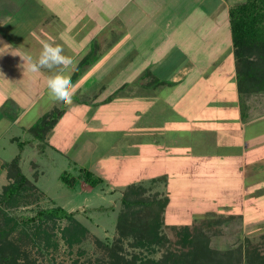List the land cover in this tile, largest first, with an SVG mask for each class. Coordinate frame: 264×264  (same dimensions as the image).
I'll return each mask as SVG.
<instances>
[{"label":"rangeland","instance_id":"374dc122","mask_svg":"<svg viewBox=\"0 0 264 264\" xmlns=\"http://www.w3.org/2000/svg\"><path fill=\"white\" fill-rule=\"evenodd\" d=\"M226 1L230 3V0ZM134 2L131 3L130 9H133ZM165 3L167 5L162 9L164 14L161 16V22L164 24L169 19L170 29L175 27L174 30H178L183 27L186 35L197 30L200 23L208 19L207 13L204 12H207L212 0H161V4ZM183 13L188 16L181 15ZM183 17H186V22H193L190 27L188 23L179 24ZM220 18L222 24H226L225 17L220 16ZM83 21L85 22L86 18ZM118 21L115 19L112 25L113 31L108 36L106 35L104 41L105 43L111 42L112 48L97 52L94 46L96 43L99 44V41L97 42L95 36L93 44L89 47L90 50L84 52L90 54L88 58L90 60L87 62L85 60L79 66L78 82L82 81L81 83L85 84L87 80L85 85H90L91 88L76 92L73 97L72 104L82 103L81 105L84 106L85 111L79 113L82 123L71 126L70 124L75 122H70L71 115H68L69 111H67L70 106L52 101L47 94L36 101L29 110H25L24 113L17 112L22 116V122L19 124H24L28 128L55 107L65 108L64 114L67 118H63L58 127L48 131L43 139L36 137L32 130L22 131V127L20 131H14V134L20 138L13 142L8 141L12 136L11 131L8 132L11 133L9 139H0V192L2 186L10 181L5 164L12 161L17 154H20V168L33 185L31 189L22 192L25 196L24 200L18 206L11 207L8 213L24 218L33 217L41 209L60 205L67 211L73 212L75 218L87 227L84 238L73 246H68L61 233V228L65 227L68 221L59 220L52 229L51 240L58 244L56 247L47 248L43 241L40 244L23 243L22 247L31 251V257L36 259L38 264H107L109 254L104 245L108 247L119 245L117 249L121 254L123 253L127 258L136 256L138 262L146 258L160 260L167 249L177 253L182 249L187 251L188 248L181 247L178 241L179 238H183L182 227L188 225L189 230L192 231L194 225H197L203 227L204 233L210 237V246L220 250L238 246L243 255L242 261L238 264H251L247 259L249 256L260 255L264 258V202L259 200L258 196L255 195L254 199L258 200L254 201L252 197L251 207L232 210L230 207L233 203H227L226 199H223L222 204L219 198L214 201L210 192H201L200 195H198L199 192L192 193V187L198 186L197 182L191 181V179L194 180L192 175L207 172L205 164L212 160L214 154H210L206 161L195 159L188 162H177L185 163L186 168H183L181 178L177 179L176 184L186 187L188 183V191H181L180 188L177 191L173 188L174 182L172 183L169 177L167 183L153 181L152 178L161 175L155 177L149 175L154 165L149 153L144 155L143 162L141 158H137L142 146H144L143 151L147 152L149 147H155L157 143L164 148L184 149L187 151L186 155L191 156L200 152H214L215 132L204 129L206 124L204 113H195L196 110L201 109L204 99L206 101L210 99L201 97L200 92L216 91L223 92V94L232 92L230 88L234 75H236V69L231 57V47L224 46L221 50L213 48L205 51L194 49L195 54L202 60L205 56L213 57L218 51L219 54L211 64L207 65L201 75L192 78L187 82L186 88L183 91L181 88V92L176 95H172L176 86L169 83L161 85V82H158L161 80V73L157 72L156 81L153 83L157 85L156 91L145 90L143 92L144 88L141 86L140 92L143 94L142 100L144 101H150L153 99L152 95L155 94L157 97H154L151 104L149 102L144 107L145 114L138 113L136 116L135 97H138L137 93L140 90L135 87L137 78H135L134 67V24L131 23L129 26L131 30L128 29L130 31L126 44L128 48L121 49L124 42L122 37L126 34L123 30L126 29V25L122 26ZM222 29H217V33L221 31L219 34H222ZM86 30L87 26L85 31L79 32V36L81 34L84 36L87 33ZM12 35L14 39L18 36L17 34ZM102 36L104 35H99L101 40ZM161 36L159 31L148 33L139 45L145 47L153 45L154 42H161ZM119 40L122 44H119ZM169 57V59L178 57L177 47L169 54ZM94 77L95 80L97 79L95 82ZM100 78L103 79L100 80ZM100 84L112 86L111 91L98 92L97 88ZM122 86L124 88L119 89ZM101 93L102 96L97 97ZM20 100L26 101L27 97ZM124 100H131V102L128 106H124ZM3 109L10 110L9 113L13 117L17 115L10 103L4 104ZM67 120L68 123H65ZM142 120L143 126H146L140 130L139 122ZM154 124L162 129L154 132L151 130ZM9 125V121L0 119V134L7 131ZM160 164L161 162L157 167ZM83 170L90 171L100 178L101 182L93 187L81 177ZM64 172L76 178L73 187L68 186L61 179V174ZM154 173H157V170ZM189 178L191 179L188 182ZM131 184L143 185L146 195L163 192L170 196V203L164 212L166 225L161 231L168 238V241L164 242L165 245L152 244L148 247V245L135 243V237L132 235L124 237L120 235L117 224L120 215L126 210L122 197L127 186ZM243 212L246 214L245 217ZM141 214L142 212H139L132 216V221ZM38 222L36 220V223ZM207 223H210V226H207ZM18 235L19 232L16 231L12 238H17Z\"/></svg>","mask_w":264,"mask_h":264},{"label":"crops","instance_id":"0c3cea01","mask_svg":"<svg viewBox=\"0 0 264 264\" xmlns=\"http://www.w3.org/2000/svg\"><path fill=\"white\" fill-rule=\"evenodd\" d=\"M132 2H134L133 9H130ZM237 2L239 1L230 0V3H227L226 0H212V4L208 5L209 9L204 12L207 13L208 19L202 21L197 30L185 35L183 27L178 30H174L175 27L170 29L169 19L164 24L161 22V16L164 14L162 9L167 5L166 3L161 4V0H0V119L10 122L7 131L0 134V139H9L11 133L12 136L8 141L13 142L20 138L14 134V131L21 130L20 127H22V131L29 132L31 126L27 128L24 124L20 125L22 116L17 112L24 113L41 97L46 96L48 94V79L60 71L59 68H43L38 73L28 70V58L38 57L44 43L61 45L64 54L77 61L78 69L85 60L86 62L90 60L88 59L90 54L84 52L90 50L89 47L93 44L95 36L97 42L99 41V44L96 43L94 46L97 52L112 48L111 42L105 43L104 41L106 35L108 36L113 31L112 25L115 23V19H118L122 26L126 25V29L123 30L126 34L122 37L124 42L122 44L119 40V44H122L121 49H127V37L130 32L128 29L131 30L129 26L133 23L134 67L135 78H137L135 87L140 90L137 93L138 97H135L137 116L138 113L145 114L144 107L149 102L151 104L154 97H157L155 94L152 95L153 99L150 101H144L142 100L143 94L140 93L142 87L144 88L143 92L145 90L156 91L157 85H153V83L156 81L157 72L161 73V80L158 81L161 82V85L169 83L176 86L172 92V95H176L181 92V88L182 91L186 88L187 82L196 75H201L207 65L211 64L219 54L218 51V53H214L213 57L205 56L202 60L195 54L194 49L205 51L213 48L221 50L224 46L231 47V57L235 65L229 9ZM27 8L28 10H26ZM16 13H18L17 16ZM181 15L188 16L185 13ZM220 16L225 17L226 24H222ZM185 18L183 17L179 24L188 23ZM192 23L189 22L188 26L190 27ZM86 26L87 33L84 36L82 34L79 36V32L85 31ZM219 28H223V35L219 34L221 31L217 33ZM123 31H121L122 34ZM154 31L161 32V42H154L153 45L145 47L139 45L148 33ZM11 33L18 35H15L16 39ZM100 34L104 35L102 40L101 37L99 38ZM175 47H177L178 57L169 59V54ZM232 67L234 68L233 65ZM75 71H70L71 77ZM78 79L73 82L77 89L76 92L91 89L90 85H85L87 80L84 84L81 83L82 81L78 82ZM96 80L94 77V82ZM231 84L232 92L224 94L216 91L200 92L201 97L210 99L208 101L204 99L201 109L196 110L195 114H198L197 112L204 113L206 121L204 129L215 132L213 153L200 152L191 156L186 155L187 151L184 149L164 148L157 143V146L149 147L147 152L143 151L144 146H142L137 158H141L143 162L144 155L149 153L150 160L154 164L149 174L151 177L165 173L170 181L174 182L173 188L177 191L179 188L181 191H188V183L186 187L176 184L177 179L181 178L183 168H186L185 163L177 162H188L195 159L206 161L210 154H214L212 160L205 164L207 172L193 174L194 180L188 179V182L191 179L198 184L197 187H192V193L199 192L198 195H200L201 192H210L214 201L219 198L222 203V200L226 199L227 203H233L230 209L238 210L240 207L245 209L251 207L252 197L253 201L259 199L264 202V195H262L264 194V92L255 93L252 95V99H246L238 91L236 75H234V81ZM111 87L100 84L97 90H99L98 92H109ZM120 88H124V86ZM99 96H102V93L97 97ZM24 97H27L26 101L20 100ZM124 101V106H128L131 102V100ZM7 103H10L15 109L17 115L14 117L9 113L10 110L3 109L4 104ZM81 104L74 103L67 109L68 115H71L70 122H75L69 123L73 127L82 123L79 113L85 109ZM119 110L121 111V109ZM64 116L65 114L56 124L57 127L62 123L63 118H67ZM65 123H68V120ZM154 125L151 127L154 132L162 129V127ZM139 126H141L140 130L146 126H143V120L139 122ZM10 131L11 133H8ZM129 161L131 160L129 159ZM159 162L161 164L157 167ZM156 170L157 173H154ZM260 177L263 178L260 179ZM255 195L258 196V199H254Z\"/></svg>","mask_w":264,"mask_h":264},{"label":"trees","instance_id":"16d2710c","mask_svg":"<svg viewBox=\"0 0 264 264\" xmlns=\"http://www.w3.org/2000/svg\"><path fill=\"white\" fill-rule=\"evenodd\" d=\"M229 22L238 91L244 98L252 99L253 94L264 92V0H245L233 4L229 9ZM79 69L80 67L72 75V82L79 78ZM64 109L55 107L45 113L29 131L32 130L36 137L43 139L48 131L54 129L63 116ZM21 147L23 148V145ZM19 161L20 154H17L12 161L5 164L10 181L2 186L0 192V264H38L36 259L31 257V251L23 248L22 244H40L43 241L47 248L56 247L58 244L51 240L52 229L59 220L68 221V224L61 228L68 246L80 242L87 232V227L75 218L73 212L60 205L41 209L33 217L24 218L8 213L11 207L18 206L24 200L22 192L33 187L20 168ZM81 177L93 187L101 182L100 178L88 170H83ZM61 179L70 187L76 183V178L67 172L61 174ZM152 180L167 183L168 176L163 174ZM122 202L126 210L120 215L117 224L120 235L134 236L135 243L139 245H165L164 242L168 241V238L161 231L166 225L164 212L170 203V196L163 192L146 195L143 185L131 184L127 186ZM139 212L142 214L132 221L131 217ZM36 220L39 222L36 223ZM210 223H207V226H210ZM16 231L19 232L18 237L12 238ZM181 232L183 238L178 241L181 247L188 248L187 251L182 249L177 253L167 249L160 260L146 258L138 262L136 256L127 258L121 254L117 249L119 245H104L109 254L107 264H238L242 261L243 255L238 246L227 250L210 246V237L204 233L203 227L194 225L190 231L188 225H184ZM247 259L251 264L264 263V258L260 255L249 256Z\"/></svg>","mask_w":264,"mask_h":264},{"label":"clouds","instance_id":"9594fccd","mask_svg":"<svg viewBox=\"0 0 264 264\" xmlns=\"http://www.w3.org/2000/svg\"><path fill=\"white\" fill-rule=\"evenodd\" d=\"M59 68L55 75L48 79V95L54 102H61L71 106L76 94V87L70 76V71L77 70V61L64 54V49L59 44L44 43L36 58H28V70L38 73L41 69Z\"/></svg>","mask_w":264,"mask_h":264}]
</instances>
